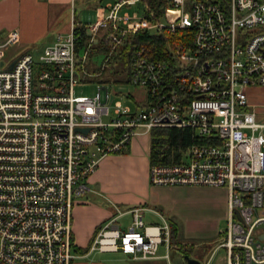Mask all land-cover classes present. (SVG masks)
I'll list each match as a JSON object with an SVG mask.
<instances>
[{"label":"built area","instance_id":"1","mask_svg":"<svg viewBox=\"0 0 264 264\" xmlns=\"http://www.w3.org/2000/svg\"><path fill=\"white\" fill-rule=\"evenodd\" d=\"M167 2L163 14H174L165 23L146 0H110L85 32L71 23L10 68L3 50L18 31L0 39V264H70L74 197L104 155L154 126H188L206 141L180 162L150 164V183L224 186L226 264H264V122L247 102L248 87L264 85V0ZM138 3L147 14L129 10ZM187 28L189 39L166 42L173 72L146 44L133 45L128 81L145 90V103L100 82L93 95L76 94L88 56L103 66L140 30ZM141 209L124 230L106 222L88 249L149 258L165 243L167 251L168 222L145 224Z\"/></svg>","mask_w":264,"mask_h":264},{"label":"crops","instance_id":"2","mask_svg":"<svg viewBox=\"0 0 264 264\" xmlns=\"http://www.w3.org/2000/svg\"><path fill=\"white\" fill-rule=\"evenodd\" d=\"M109 1L0 0V39L9 30L18 31V41L3 50V63L10 62L24 50L35 51L51 42L57 32L68 31L71 23L76 29L85 32L87 24L97 18L100 10L106 11ZM85 10L88 12L87 16H90L87 19L83 14ZM247 102L254 110L255 119L264 122V85L249 86ZM149 143V134H139L125 147L127 152L120 151L104 155L97 168L85 179L84 190L74 197L72 204L71 237L74 257L70 264H111L103 257L105 251L89 250L88 245L99 228L108 221L118 225L121 230L125 229L132 219L131 209L137 206L142 208V218L144 214H147L149 219L159 220V222L153 221L150 224H159L162 220L167 221L171 233L173 225L170 223L172 218L170 215L175 212V209L168 204L166 192L170 187L182 184L150 183ZM213 187L226 189L224 186ZM221 199L223 207H226V214H228V195H222ZM124 217H128V220L124 221ZM172 219L175 221L174 218ZM179 234L180 237L178 236L177 239L181 243L187 241L185 237L203 236L202 234L188 236L189 233L185 232L184 228H181ZM194 241L203 244L210 243V241L200 242L201 240L197 239ZM219 247L222 246L217 244L213 251L217 252ZM84 248L86 249L82 250ZM123 254L132 259L129 254ZM162 256H167L165 248L163 254L157 253L153 257L142 259H157ZM209 260L207 259L203 264H209ZM221 260L223 264H226L225 248Z\"/></svg>","mask_w":264,"mask_h":264},{"label":"rangeland","instance_id":"3","mask_svg":"<svg viewBox=\"0 0 264 264\" xmlns=\"http://www.w3.org/2000/svg\"><path fill=\"white\" fill-rule=\"evenodd\" d=\"M133 8L135 6H131L129 10ZM83 14L86 19L90 17L87 16V10ZM155 21L168 23L164 14L156 15ZM30 51L35 53L34 50ZM77 75L79 78L85 79L75 86V92L79 95H93L96 91V82L102 83L113 92H120L124 95L129 93L135 99H144L146 95L143 88L132 85L128 81V68L125 67L122 59L114 60L112 58L102 66L96 64L88 56L83 66L82 64L79 66ZM127 102L132 104L129 100ZM222 195L227 196V190L222 187L198 184L170 187L166 192V200L171 208L175 209L170 217L182 225L177 224L180 226L177 231L180 233L181 228H184L185 232L189 233L188 236H191L190 234H202L203 236L185 237L187 239L185 243L176 241L174 244L172 241L170 248L167 249V256H162V258L129 259L120 251H105L103 257L111 264H186L183 255L188 254L198 259L202 264L207 259H210L209 264H223L221 259L224 248L219 247L217 252L213 251L224 235L222 231L227 226L228 214H226V207H223L222 204ZM142 219L145 224H150L153 221L159 222L156 219H149L147 214H144ZM123 220L127 221L128 217H124ZM262 227L264 226H260V228ZM214 232L215 234H213ZM195 239L201 240L200 242L210 241V243H199L194 241ZM164 244L159 245L158 254L164 253Z\"/></svg>","mask_w":264,"mask_h":264},{"label":"trees","instance_id":"4","mask_svg":"<svg viewBox=\"0 0 264 264\" xmlns=\"http://www.w3.org/2000/svg\"><path fill=\"white\" fill-rule=\"evenodd\" d=\"M218 2L224 7L227 6L228 0H211ZM147 4L155 12V15L163 14L164 8L169 5L167 0H146ZM139 11L147 14L143 4L138 3L135 6ZM190 28L177 29L175 32H169L166 29H144L125 38L120 45V52L114 55V60L122 59L125 67H129V55L134 44L144 43L150 50L151 55L157 58L169 60L170 71H175L173 60L166 50V42L171 39H189ZM81 42V41H80ZM133 105L143 104L145 101L135 99L132 95H128ZM206 141V137L195 135L194 130L188 126H154L150 130L149 145V162L150 164H163L180 162L185 158L184 152L194 142ZM122 152H127V148H122ZM172 231L169 236V244L171 241H179L178 225L171 218ZM86 248L82 249L85 250Z\"/></svg>","mask_w":264,"mask_h":264},{"label":"water","instance_id":"5","mask_svg":"<svg viewBox=\"0 0 264 264\" xmlns=\"http://www.w3.org/2000/svg\"><path fill=\"white\" fill-rule=\"evenodd\" d=\"M173 14H174L173 11L166 10V17H167L168 19H169ZM15 59H16V58H13V59L9 62V64H8V67H9V68L13 65V63L15 62ZM236 215H237L238 218H239V214H238L237 212H236ZM183 258L185 259L186 264H201V262H200L198 259H196V258H194V257H191V256H189L188 254H184V255H183Z\"/></svg>","mask_w":264,"mask_h":264}]
</instances>
